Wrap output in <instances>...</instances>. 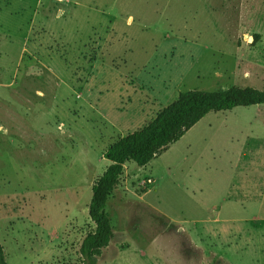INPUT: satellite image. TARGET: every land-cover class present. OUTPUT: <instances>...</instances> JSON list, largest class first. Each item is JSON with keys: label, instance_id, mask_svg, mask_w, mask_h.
Listing matches in <instances>:
<instances>
[{"label": "rangeland", "instance_id": "rangeland-1", "mask_svg": "<svg viewBox=\"0 0 264 264\" xmlns=\"http://www.w3.org/2000/svg\"><path fill=\"white\" fill-rule=\"evenodd\" d=\"M235 86L264 91V0H0L7 264H83L109 147L181 93ZM250 137L264 140V105L210 113L148 166L127 163L97 264H264Z\"/></svg>", "mask_w": 264, "mask_h": 264}, {"label": "trees", "instance_id": "trees-1", "mask_svg": "<svg viewBox=\"0 0 264 264\" xmlns=\"http://www.w3.org/2000/svg\"><path fill=\"white\" fill-rule=\"evenodd\" d=\"M259 37H254V43ZM264 105V91L231 87L215 92L181 93L176 102L160 112L140 131L118 140L109 147L105 159L110 163L92 187L89 218L95 228L82 241L80 255L83 264H97L102 253L114 239L107 204L119 187L125 166L129 162L144 168L179 142L194 126L210 113L229 112L239 107ZM0 264H7L0 245Z\"/></svg>", "mask_w": 264, "mask_h": 264}, {"label": "crops", "instance_id": "crops-1", "mask_svg": "<svg viewBox=\"0 0 264 264\" xmlns=\"http://www.w3.org/2000/svg\"><path fill=\"white\" fill-rule=\"evenodd\" d=\"M236 87V86H235ZM179 97V96H178ZM178 99V98H177ZM177 101V100H176ZM220 113V112H219ZM254 137H250L249 138V141L247 142L248 143V145L249 144H253V145H257V144H262V143H264V140H262V138H258V137H255V139H253ZM251 142V143H250ZM247 145V146H248ZM217 210V209H216ZM218 212L220 213V211L218 210ZM220 217H217L216 218V221H220Z\"/></svg>", "mask_w": 264, "mask_h": 264}, {"label": "built area", "instance_id": "built-area-1", "mask_svg": "<svg viewBox=\"0 0 264 264\" xmlns=\"http://www.w3.org/2000/svg\"><path fill=\"white\" fill-rule=\"evenodd\" d=\"M147 183L152 184L153 183L152 179H148Z\"/></svg>", "mask_w": 264, "mask_h": 264}]
</instances>
